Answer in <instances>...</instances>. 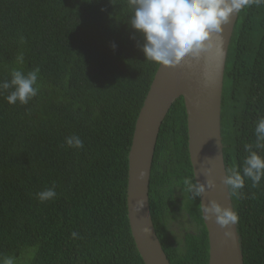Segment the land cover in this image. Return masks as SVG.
<instances>
[{
    "label": "trees",
    "instance_id": "16d2710c",
    "mask_svg": "<svg viewBox=\"0 0 264 264\" xmlns=\"http://www.w3.org/2000/svg\"><path fill=\"white\" fill-rule=\"evenodd\" d=\"M130 15L127 0H0V80H9L14 68H38L40 85L26 105L0 96V258L15 257L16 264H144L127 217V154L158 64L144 60ZM260 117L264 6H252L237 16L224 67L225 169L242 166ZM73 134L82 148L64 143ZM254 150L264 156V149ZM188 175L193 171L180 96L157 134L149 207L170 264H207L199 197L192 200L183 190ZM53 186L56 197L41 202L36 193ZM243 192L246 198H231L243 264H264V179L256 188L246 179ZM174 222L192 229L175 241Z\"/></svg>",
    "mask_w": 264,
    "mask_h": 264
},
{
    "label": "water",
    "instance_id": "95a60500",
    "mask_svg": "<svg viewBox=\"0 0 264 264\" xmlns=\"http://www.w3.org/2000/svg\"><path fill=\"white\" fill-rule=\"evenodd\" d=\"M237 16L224 26L219 39L213 37L214 47L199 59L186 58L175 67L158 65L139 109L128 150L126 203L130 231L144 264H170L152 222L148 189L159 127L176 98L181 96L184 102L193 176L203 182L202 168L212 169L214 187L199 197L200 203L215 199L222 206L233 207L222 183L220 109L225 60ZM202 218L208 238L207 264H243L237 225L229 226V237L214 220Z\"/></svg>",
    "mask_w": 264,
    "mask_h": 264
},
{
    "label": "clouds",
    "instance_id": "9594fccd",
    "mask_svg": "<svg viewBox=\"0 0 264 264\" xmlns=\"http://www.w3.org/2000/svg\"><path fill=\"white\" fill-rule=\"evenodd\" d=\"M127 6L131 10L128 24L142 38L138 46L144 60L164 67H175L185 63L186 58L199 59L202 53L209 52L214 47L213 37L219 39L233 15L252 6L262 7L264 0H127ZM112 46L115 47L114 44ZM38 75V68L27 73L12 69L9 80H0V96L8 104H28L39 92ZM5 92L7 95H4ZM254 136V144L244 146L248 155L243 159L242 166L233 165L225 169L222 183L230 198H246L243 192L246 179L251 181L253 188L258 187L264 179V156L254 150L264 149V117L255 121ZM64 143L77 149L84 146L75 134L66 137ZM211 171L210 167L202 168V174L206 177L203 182L193 175L182 178L183 190L190 199L194 200L214 187ZM172 183L176 184L177 181L173 180ZM56 195L54 186L36 193L41 202L54 199ZM199 204L204 219L214 220L225 229L224 235L230 237L232 231L229 226L239 221L235 208L222 206L215 199L207 204L199 200ZM143 206L144 203H141ZM71 235L75 238L78 234L73 232ZM0 264H16V259L2 257Z\"/></svg>",
    "mask_w": 264,
    "mask_h": 264
},
{
    "label": "rangeland",
    "instance_id": "374dc122",
    "mask_svg": "<svg viewBox=\"0 0 264 264\" xmlns=\"http://www.w3.org/2000/svg\"><path fill=\"white\" fill-rule=\"evenodd\" d=\"M191 229L192 227L189 224L174 222L172 224V230L174 232L172 237H175V241L179 240L187 231H190Z\"/></svg>",
    "mask_w": 264,
    "mask_h": 264
},
{
    "label": "bare ground",
    "instance_id": "6f19581e",
    "mask_svg": "<svg viewBox=\"0 0 264 264\" xmlns=\"http://www.w3.org/2000/svg\"><path fill=\"white\" fill-rule=\"evenodd\" d=\"M127 158H128V154H127Z\"/></svg>",
    "mask_w": 264,
    "mask_h": 264
}]
</instances>
